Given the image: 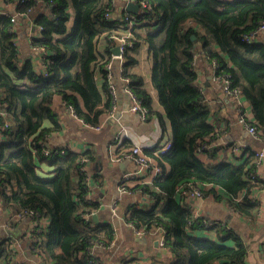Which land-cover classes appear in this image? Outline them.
<instances>
[{
  "label": "trees",
  "instance_id": "1",
  "mask_svg": "<svg viewBox=\"0 0 264 264\" xmlns=\"http://www.w3.org/2000/svg\"><path fill=\"white\" fill-rule=\"evenodd\" d=\"M147 1L150 7L136 14L133 44L123 53L122 75L131 78L130 87L147 108V119L159 118L172 146L165 152L145 150L159 158L163 171L152 184L140 188L150 201L131 205L127 217L148 231L156 225L164 227V247L172 256L157 264H244L249 247L242 238L221 222L211 225L204 215L195 216L193 206L182 202L185 195L182 200L176 195L181 187L182 192H191L197 182L209 183L212 187L204 194L213 192L216 199H226L243 214L259 211V205L248 198L256 185L249 178L255 169V153L242 163L206 162L197 153L201 143L215 137L216 126L210 121L212 111L195 65L200 46V53L215 65V77L228 76L231 87L240 89L250 101L255 118L251 122L261 130L264 43H250L244 37L264 21V0ZM53 2L51 9L33 11L40 36L33 38L32 45L47 51L41 68L35 59L21 57L11 18L0 15V106L5 111L0 114V206L17 213L34 210L47 220L39 233L42 243H33V250L48 264H106L97 256L99 262H92L94 256L88 249L95 243L109 246L115 230L111 224L83 217L99 208L87 198L83 170L84 159L92 162L97 153L69 150L46 156L43 150L46 137L60 127L59 114L50 106L55 94L62 95L90 123H97L111 108L113 95L105 66L111 53L106 58L100 55L97 42L104 35L112 44L111 35L127 29V21L118 15L117 0ZM32 5V0H25L18 9L28 12ZM142 43L151 56V80L163 112L154 105L143 77L133 71ZM97 68L103 74L101 86ZM47 120L50 126L45 125ZM124 145L131 143L124 141ZM206 151L215 156L214 150ZM39 161L53 168L51 174L38 172ZM257 182L264 185V181ZM199 229H214L218 238L195 235ZM0 264H20L16 250L3 239Z\"/></svg>",
  "mask_w": 264,
  "mask_h": 264
},
{
  "label": "crops",
  "instance_id": "2",
  "mask_svg": "<svg viewBox=\"0 0 264 264\" xmlns=\"http://www.w3.org/2000/svg\"><path fill=\"white\" fill-rule=\"evenodd\" d=\"M127 2V0H117V11L120 17L128 12L125 9ZM3 9L11 10L6 0H0V10ZM13 31L16 33L14 41L20 47L21 57L35 59L37 65L41 68L43 66L42 56L32 45L33 38L40 36V27L34 22L33 12L19 18ZM119 32L115 31L113 33ZM116 40L117 38L114 37V42L111 44L107 36L102 35L97 42V50L100 55L106 58L107 53H111L112 82L116 86L113 104L115 116L109 120L107 126L100 132L94 133L80 128L69 115L65 106H59L56 112L59 114L60 127L46 137L44 144L47 148H57L69 144L75 150L91 149L97 153L96 158L92 162L89 161L91 179L88 199L90 202L99 205V208L92 209L95 210L93 214H97L98 220L93 218V214L90 220L93 223L111 224L115 230V237L109 246H96L94 256L99 257L106 264H124V260H130L127 264H157L155 261L168 259L172 256V253L167 247L159 246L155 242L153 234L138 235L130 225V220L127 217V211L131 205L135 203L147 204L150 199L145 198L141 191H120V179L131 167V162L128 159L113 160L109 149L123 127L127 128L128 133L125 141L131 144L155 141L157 136L163 133V127L157 116L143 121L137 113L130 110L131 97L125 90L122 79L123 60L114 57L115 55L112 52ZM256 42L264 43V31L256 36ZM199 48L200 46L197 49L195 65L199 74V86L206 103L212 111L210 121L216 126L215 137L208 142L210 144L208 149L214 150L215 156L209 155L206 151L200 155V158L212 163L222 161L242 163L249 156V153H254L262 148L264 144L263 139L251 134L239 118L240 114L244 113L250 121L254 120L252 105L244 96L241 103L237 104L233 98L224 92L222 83L214 75L212 62L203 53H200ZM137 59L138 64L133 67V71L143 77L147 89L153 96L154 105L163 112L152 84V60L145 43H142L137 53ZM96 80L98 85L101 86L103 74L99 68L96 70ZM109 92L111 91L109 90ZM45 125L50 126L51 122L47 120ZM260 127V132L264 136V126ZM167 137L168 135H163L164 139ZM146 149H151V147ZM52 169L51 166L38 162V172L40 174L49 175ZM196 186L202 187L205 191L212 187L209 183L202 182H197ZM207 192L204 194L203 199H194L189 196V192L184 190L182 192L181 187L176 197L178 200H182L184 194L185 200L182 202L190 203L193 206L194 213L199 212L201 215L217 220L222 223L224 228L240 236L249 247L244 264H264V190L260 198L262 207L255 212V215L252 213L243 214L235 210L226 199H216L213 192ZM242 197L243 195H241V199ZM16 214L17 212L3 209L0 206V239L11 232L15 239L20 240L21 243L18 245L17 251L19 263L48 264L36 249L33 250V240L27 236L28 229L31 227V220L28 217L18 218ZM195 235L209 236L213 239L218 238L214 229H199L195 232ZM229 243L232 244L233 241Z\"/></svg>",
  "mask_w": 264,
  "mask_h": 264
},
{
  "label": "built area",
  "instance_id": "3",
  "mask_svg": "<svg viewBox=\"0 0 264 264\" xmlns=\"http://www.w3.org/2000/svg\"><path fill=\"white\" fill-rule=\"evenodd\" d=\"M25 0H14L12 2H8V4L11 7V10L8 11L6 9L0 10V15H6L10 16L11 21L13 23V29L15 28V24L19 20V18L25 16L26 14L33 12L34 10L40 9V8H46V10L51 9L50 7L54 4L53 0H32L33 5L28 10V12H22L18 9L19 5L23 3ZM130 1V0H127ZM140 4V8H149L150 4L147 0H133ZM125 21H127V29L121 31L120 35H117L116 33L112 34V37H116L121 41V54L115 55L114 57L119 58L121 61L123 60V53L125 49L128 46H132L133 41L131 40L132 36V28L133 25L136 24L138 18L137 15L131 12H127L122 17ZM264 31V21L261 22V24L252 32L245 35L244 39H246L248 42L253 43L256 42V36L258 34ZM15 42V41H14ZM33 48L38 50L41 56L47 54V51L44 47H39L33 45ZM108 73L107 76L109 80L111 81L110 85V91L113 95V104H114V97L116 95V86L112 82V59L106 62L105 64ZM215 67V65H214ZM121 71H123V67L121 68ZM122 79L125 84V90L129 93L131 97V108L130 110L132 112H135L138 114L139 118L143 121L147 120V114L148 110L146 107H144L141 103V101L135 96L133 93L131 87H130V81L131 78L129 76H122ZM222 83V88L224 92L233 98L235 103L240 104L243 99V94L240 89L238 88H232L231 87V79L228 76L217 78ZM109 110L102 113L100 115L99 120L97 123H90L85 121L79 114L75 111V108L72 104H66L63 100L62 95L55 94L52 103L51 108L55 111L58 110L59 106H65L67 112L69 115L76 121V123L79 125L80 128L88 130L90 132L98 133L100 132L105 126H107L109 120L115 116V109L113 108V105ZM5 111L0 106V114H3ZM240 121L245 125V127L249 130L251 134H253L257 138L263 139L264 142V136L260 132L258 126L251 122L244 113L240 114ZM128 136L127 128L123 127L119 134L115 137V140L111 143L109 153L113 160L119 161L128 159L131 162V167L122 175L119 183V189L122 192H133V191H141V187L146 184H152L161 174H162V166L160 163L159 158L154 154H148L145 150L148 147L155 148L156 152H165L168 151L171 146L172 142L171 139L168 137L166 139L163 138V133L159 134L155 141L153 142H141V143H133L131 146H124L123 143L125 141V138ZM210 144L208 142L201 143L197 147V153L198 155H202L206 152V150L209 148ZM69 150H73L75 152H82L80 150H75V148L72 145L64 144L57 148H47L45 146L44 154L46 156H54V155H63L67 153ZM254 163H255V169L253 172L249 174L250 180L255 183L254 190L249 194L248 198L256 202L259 205V209L262 207L261 202V194L264 190V187L260 186L258 184V180L264 181V174H263V160H264V144L263 147L258 149L254 152ZM85 165L83 167V170L86 172V183L87 187H90V179H91V172L89 170V163L88 159H84ZM189 196L193 197L194 199H203L205 197L204 191L202 187L196 186L193 191L189 192ZM87 198H89V194L87 195ZM238 200H241V196L238 198ZM114 211V209H113ZM95 212V210H91L90 212H86L83 214V217L86 220H90L91 215ZM195 216H201L199 212L194 213ZM18 218L28 217L31 220V227L28 229V237L32 238L33 243L41 244L43 238L39 236L40 231L43 227L47 225V220L40 217V213L34 210L30 211H23L18 212L16 214ZM206 217V216H205ZM207 220H205L208 224H214L217 222V220L210 219L206 217ZM130 225L134 228L135 232L138 235H144L146 233H150L154 235L155 242L161 246H165V239H164V227L162 225H156L154 226L150 231L139 227L135 223L130 221ZM26 236V237H27ZM3 240H6V243H9V247L12 249H15L16 252L18 251V245L21 243L20 240L15 239L10 232H8L7 235H5ZM96 246H103L106 245L95 243L88 249V253L92 256H94V248ZM18 253V252H17ZM92 262H99V259L94 256L93 259H91ZM23 264V263H20Z\"/></svg>",
  "mask_w": 264,
  "mask_h": 264
},
{
  "label": "water",
  "instance_id": "4",
  "mask_svg": "<svg viewBox=\"0 0 264 264\" xmlns=\"http://www.w3.org/2000/svg\"><path fill=\"white\" fill-rule=\"evenodd\" d=\"M125 9L126 11L128 12H131V13H134V14H138L139 13V10H140V4L136 1H133V0H130L126 3V6H125ZM116 45L112 48V52L114 55H119L121 54V41L119 39L116 40ZM93 218L95 220H98L97 219V214H93Z\"/></svg>",
  "mask_w": 264,
  "mask_h": 264
},
{
  "label": "rangeland",
  "instance_id": "5",
  "mask_svg": "<svg viewBox=\"0 0 264 264\" xmlns=\"http://www.w3.org/2000/svg\"><path fill=\"white\" fill-rule=\"evenodd\" d=\"M72 23V21L69 22V25Z\"/></svg>",
  "mask_w": 264,
  "mask_h": 264
}]
</instances>
